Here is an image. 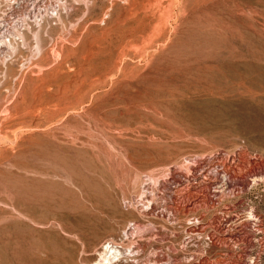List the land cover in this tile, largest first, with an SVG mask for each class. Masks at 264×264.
<instances>
[{"label":"rangeland","instance_id":"1","mask_svg":"<svg viewBox=\"0 0 264 264\" xmlns=\"http://www.w3.org/2000/svg\"><path fill=\"white\" fill-rule=\"evenodd\" d=\"M110 246L264 264V0H0V264Z\"/></svg>","mask_w":264,"mask_h":264},{"label":"bare ground","instance_id":"2","mask_svg":"<svg viewBox=\"0 0 264 264\" xmlns=\"http://www.w3.org/2000/svg\"><path fill=\"white\" fill-rule=\"evenodd\" d=\"M207 159V158H206ZM227 160H228V158H227ZM175 167V166H174ZM177 169V168H176ZM226 174H227V171H226ZM259 174V173H258ZM188 176V175H187ZM186 179V178H185ZM191 179V178H190ZM193 179V178H192ZM189 181V180H188ZM212 181V180H211ZM184 183V182H183ZM183 188H185V187H183ZM196 188V187H195ZM176 191V190H175ZM180 191V190H179ZM221 192V191H220ZM197 195V194H196ZM205 198V197H204ZM207 199V198H206ZM209 200V199H208ZM190 203V202H189ZM212 204V203H211ZM184 205V204H183ZM188 205V204H187ZM145 210V209H144ZM148 210V209H147ZM152 210V209H151ZM145 212V211H144ZM143 212V213H144ZM147 212V211H146ZM184 212H188V209H185L184 210ZM194 213V212H193ZM148 215V214H147ZM201 216H202V214H201ZM130 248V247H129ZM131 249V248H130ZM129 251V250H128ZM131 251V250H130ZM121 255V252L118 250V249H116V247H114L113 248V246H110L109 248H107L106 250H105V259H107V261H110V260H113L114 262H118V263H116V264H120V258H119V256ZM192 259V258H191ZM112 261V262H113ZM127 261V260H126ZM128 261H130V260H128ZM190 261V260H189ZM193 262V261H192ZM115 264V263H114Z\"/></svg>","mask_w":264,"mask_h":264}]
</instances>
